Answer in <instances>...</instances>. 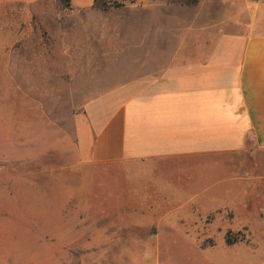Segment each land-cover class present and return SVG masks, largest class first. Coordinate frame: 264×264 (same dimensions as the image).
Wrapping results in <instances>:
<instances>
[{
  "label": "rangeland",
  "instance_id": "obj_1",
  "mask_svg": "<svg viewBox=\"0 0 264 264\" xmlns=\"http://www.w3.org/2000/svg\"><path fill=\"white\" fill-rule=\"evenodd\" d=\"M139 1L0 0V264H264V190L235 187L207 211L130 210L117 170L80 160L75 115L131 65Z\"/></svg>",
  "mask_w": 264,
  "mask_h": 264
},
{
  "label": "crops",
  "instance_id": "obj_2",
  "mask_svg": "<svg viewBox=\"0 0 264 264\" xmlns=\"http://www.w3.org/2000/svg\"><path fill=\"white\" fill-rule=\"evenodd\" d=\"M139 2L145 35L131 65L75 115L80 160L116 169L130 210L207 211L235 187L263 191L264 0ZM94 5L71 0L74 11Z\"/></svg>",
  "mask_w": 264,
  "mask_h": 264
},
{
  "label": "trees",
  "instance_id": "obj_3",
  "mask_svg": "<svg viewBox=\"0 0 264 264\" xmlns=\"http://www.w3.org/2000/svg\"><path fill=\"white\" fill-rule=\"evenodd\" d=\"M60 1H62L63 3H65V4L69 5V6H71V0H60ZM132 1H134V0H132ZM198 2H199V0H186V3L190 4V5H196ZM94 6H95V8H101V9L105 10L108 5L105 2V0H95V5ZM237 241H238V239H235V241L229 240L230 243L231 242H237Z\"/></svg>",
  "mask_w": 264,
  "mask_h": 264
}]
</instances>
